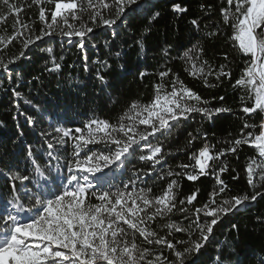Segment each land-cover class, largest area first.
<instances>
[{
	"label": "trees",
	"instance_id": "16d2710c",
	"mask_svg": "<svg viewBox=\"0 0 264 264\" xmlns=\"http://www.w3.org/2000/svg\"><path fill=\"white\" fill-rule=\"evenodd\" d=\"M10 3L16 4L21 11L18 14L10 13L8 7L0 3V36H12L19 27L16 25L14 28L17 19L30 25V29L24 36L0 49V59L5 62L24 53L23 58H18L10 65L9 71L0 67V171L14 170L17 166L22 170L28 145H32L34 149L46 148L44 140H52L56 127L72 129L73 135H76L74 129H83L90 119L117 124L132 101L147 104L153 99L154 85L162 82L159 72L171 69L169 76L163 81L167 90H171V81L173 75H176L185 86L200 95L203 101L209 102L208 107L228 108L232 110L231 113H220L212 119L194 114L188 120L181 119L170 135L161 136L157 133L149 137L151 144H162L164 161L153 166L151 161L140 160L139 156L149 154L142 142L141 147L123 165L107 173L108 183L102 190H108L109 185L113 192L124 189L125 184L136 180L139 175L141 179L135 185H129L128 190L132 187L151 189V195L157 196L163 193L170 182L176 181L173 191L177 209L181 206L179 202L184 200L183 207L189 213H194L196 208L208 201L209 193L214 189L219 190L213 172H219L225 166L227 170L219 175L228 188L217 199V203L232 196L250 197L255 192L264 190V181H260L259 173L254 178L255 188L248 184L246 166L252 158L257 162L261 161L255 146L242 144L235 153L227 151L232 142L242 135L250 131L259 133L262 118L259 113H243L242 108L251 107L253 102H242L241 96L247 95V92L241 87H233L250 56L241 53L238 44L230 39L233 29L230 24L224 23L221 12L222 8L230 7L227 0H141L139 7L134 12H128V18L118 21L113 28L93 25L88 21L90 13L85 12L82 19L87 22V26L93 27V32L87 37L88 47L83 51L75 44H69L58 31L25 49L23 40L40 35V30L44 27L38 19L40 5L34 4L33 0H10ZM174 3L185 7L187 11L173 12ZM201 5L204 7L201 8ZM42 6L46 9V20L50 22L55 0ZM231 7L234 9L235 5ZM153 11H159L161 15L149 25L147 18ZM114 13L113 8L111 15ZM104 15L105 18H111L107 10ZM193 19L198 21V28L190 23ZM76 26L79 27V22H76ZM145 27H150V31L142 35ZM113 31L117 33L115 37ZM213 32L216 34L210 35ZM137 39H143V50L135 43ZM169 45L172 48L166 52ZM193 45L202 48L199 62L207 61L213 72L225 65L224 71L231 73L230 78L223 76L218 80L215 75H210L208 82L215 86L206 87L202 77L189 75L191 65L185 64L182 54ZM49 47L53 49L51 54L40 50ZM117 53L120 55L117 56ZM225 54L227 59L224 58ZM53 57L61 65L59 70H52ZM85 63L88 64L89 71L84 70ZM98 70L105 77L106 84L97 79ZM207 71L208 67L205 66V72ZM141 72L146 73L143 78L140 77ZM13 90L21 95L14 97ZM221 96L224 97L223 101L219 99ZM27 116L35 118L34 127L27 123ZM245 122L257 127L244 129L242 133ZM137 127L141 131H151L149 126ZM42 133L48 135L43 136ZM189 140H192L191 145L188 144ZM205 143L209 145L210 154L214 157L224 150V154L218 159L209 161L207 174L199 175L195 181H189L186 175H176L178 172L198 173V166L195 170L192 167L182 169L180 166L195 165V160L190 157L193 153L198 155ZM88 147L91 151L105 150L103 144ZM71 152L69 142L67 152L62 150L60 153L62 158L59 164L64 165L61 168L63 175L67 174L66 157L70 158ZM40 155L44 156L43 151ZM41 163L53 168L57 165L56 160L49 162L46 157ZM169 171L173 175L168 176ZM10 186L11 181L0 175V193L6 192ZM193 193L197 194L196 199L188 204L186 198ZM91 202L97 203L95 198ZM169 220L186 226L184 215L178 211L168 217H157L149 226L158 236L171 239L173 243L177 239L186 240V234L169 236L168 230L161 227ZM233 224L237 225L238 231L232 228ZM136 236L137 243L142 247L162 251L171 259L170 250L166 246H149L143 243V238L138 233ZM196 238L193 235L192 239ZM218 261H223V264H264V197L249 201L245 207L234 210L214 226V235L195 264H217Z\"/></svg>",
	"mask_w": 264,
	"mask_h": 264
},
{
	"label": "snow or ice",
	"instance_id": "6c2138e0",
	"mask_svg": "<svg viewBox=\"0 0 264 264\" xmlns=\"http://www.w3.org/2000/svg\"><path fill=\"white\" fill-rule=\"evenodd\" d=\"M51 2L52 0H33L34 4L40 5L38 19L44 27L41 28L40 35L23 40L25 49L35 45L36 41H42L44 37L55 35L58 31L69 44H75L83 51L88 47L87 37L93 32V27L87 26V22L82 19L85 12L90 13L88 21L93 25L113 28L118 21L128 18V12H134L141 0H55L51 21L48 22L46 9L42 5ZM0 3L8 7L10 13L18 14L21 11V8L10 3V0H0ZM227 3L230 7L222 8L221 12L224 23L230 24L233 29L230 39L238 44L241 53L250 56L233 87H241L247 92V95L241 96L242 102H253L251 107L242 108L243 113H259L262 117L259 133L250 131L242 135L232 142L227 151L235 153L242 144L255 146L261 161L257 162L252 158L246 166L248 184L255 188L254 178L257 173L260 181H264V0H227ZM233 4L234 9L231 7ZM203 7L201 5V8ZM113 8L115 13L111 15ZM105 10L111 18H105ZM172 11L183 13L187 9L174 3ZM160 15L159 11H153L147 18L148 24L151 25ZM76 22H79V27ZM190 23L199 27L196 19ZM16 25L19 27L12 36H0V49L14 39L24 36L30 29V25L20 22L19 19L16 20L14 28ZM149 31L150 27H145L142 35ZM112 34L114 37L117 35L115 31ZM215 34L213 32L210 35ZM135 43L141 50L144 49L143 39H137ZM171 48L169 45L165 51ZM40 50L49 54L53 52L51 47ZM201 52L202 48L197 45L183 52L182 59L185 64L191 65L189 75L202 77L206 87L215 86L208 82L210 75H215L218 80L223 76L230 78L231 73L224 71L225 65L213 72L207 61L199 62ZM119 55L117 53V56ZM23 56L24 53L21 52L18 58ZM18 58L13 57L7 62L0 59V67L6 72L9 71L10 65ZM224 58L227 59V54ZM52 63V70L60 69L61 65L55 62V57L52 58ZM205 66L208 67L207 72ZM84 70H90L87 63ZM170 72L171 69L160 71L158 75L162 82L154 85L153 99L147 104L132 101L129 108L119 117L117 124L90 119L83 129H74L76 135H73L72 129L56 127L52 140H44L46 148L34 149L32 145H28L22 170L17 166L14 170L0 171V175L11 181L10 188L0 193V264H195L214 235V226L221 222L223 217L245 207L249 201L264 197L262 190L250 197L232 196L217 203V199L228 188L219 175L227 170L226 166L221 167L219 172H213L219 190L214 189L209 193L208 201L202 207L196 208L194 213H189L188 209L183 207L184 200L179 202L181 206L177 209L173 191L176 181L170 182L163 193L157 196L151 195V189L132 187L128 190L129 185H135L136 181L141 179L139 175L136 180L125 184L124 189L113 192L112 186L109 185L108 190H102L108 183L104 170L113 171L123 165L127 158L141 147L142 142L149 154L139 156L140 160L151 161L153 166L164 161L162 144H151L149 137L157 133L161 136L170 135L181 119L188 120L194 114L212 119L220 113H231L232 110L228 108L208 107L209 102L203 101L200 95L185 86L176 75H173L171 90H167L163 81ZM145 74L141 72L140 77L143 78ZM17 75L19 76V73ZM97 79L102 84L107 83L99 70ZM20 95L13 90L14 97ZM219 99L223 101L224 97ZM26 120L29 126H35V118L27 116ZM137 125L149 126L151 131H141ZM255 127L257 125L245 122L241 132ZM20 135L22 136L23 132ZM42 135L47 136L48 133ZM69 142L72 152L70 158L66 157L67 174L63 175L61 168L64 165L59 164L62 158L60 153L62 150L67 152ZM191 143L192 140H189L188 144ZM95 144H103L105 150L91 151L88 146ZM41 151L44 156L40 155ZM223 154L224 150H221L214 157L210 154L209 145L205 143L199 149L198 155L193 153L190 157L195 160V165L180 166L182 169L192 167L193 170L198 166V173L175 174L186 175L189 181H195L199 175L207 174L209 161L218 159ZM45 157L49 162L56 160L57 165L54 168L43 166L41 161ZM171 175L173 173L169 171L168 176ZM196 195H189L186 198L187 203L191 204ZM92 198H95L97 203H92ZM174 211L184 215L186 226L169 220L161 227L168 230L169 236L177 233L187 235L186 240L177 239L175 243L171 239L158 236L149 226L157 217H168ZM232 228L238 231L237 225L233 224ZM137 233L143 238V243L149 246H166L170 250L171 259L162 251L142 247L137 243ZM193 235L197 236L195 240L192 239ZM217 264H223V261H218Z\"/></svg>",
	"mask_w": 264,
	"mask_h": 264
},
{
	"label": "rangeland",
	"instance_id": "374dc122",
	"mask_svg": "<svg viewBox=\"0 0 264 264\" xmlns=\"http://www.w3.org/2000/svg\"><path fill=\"white\" fill-rule=\"evenodd\" d=\"M114 170H116V168L113 169V171H114ZM113 171H112V172H113ZM104 172L107 174L108 172H111V171H109L108 169H105ZM97 175H99V174H97Z\"/></svg>",
	"mask_w": 264,
	"mask_h": 264
}]
</instances>
